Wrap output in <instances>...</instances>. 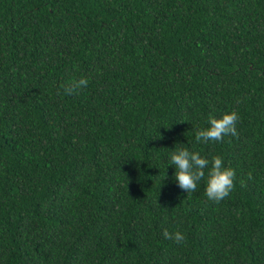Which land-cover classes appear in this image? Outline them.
Segmentation results:
<instances>
[{
  "label": "trees",
  "instance_id": "1",
  "mask_svg": "<svg viewBox=\"0 0 264 264\" xmlns=\"http://www.w3.org/2000/svg\"><path fill=\"white\" fill-rule=\"evenodd\" d=\"M180 147L228 198L211 164L179 188ZM0 264H264V0H0Z\"/></svg>",
  "mask_w": 264,
  "mask_h": 264
},
{
  "label": "clouds",
  "instance_id": "2",
  "mask_svg": "<svg viewBox=\"0 0 264 264\" xmlns=\"http://www.w3.org/2000/svg\"><path fill=\"white\" fill-rule=\"evenodd\" d=\"M88 83L89 80L82 77L71 81L69 85L65 86L64 91L66 94L71 95L80 89L86 88ZM239 120V113L235 110L223 114L219 119L210 117V126L198 130L196 140L204 143L209 141L222 142L226 136L238 137L236 125ZM169 163L175 166V180L178 182L179 188L186 193L196 191L198 183L205 178V169L209 168L210 164L205 189L208 200L219 204L228 198L235 188L236 173L231 167L224 166L223 159L220 156H215L209 161L207 158L202 157L199 152L180 147L171 152ZM248 179H252L251 173L248 174ZM240 183L241 187H246L243 180ZM163 236L165 239L173 240L177 244H181L186 240L185 235L180 231L170 233L165 229Z\"/></svg>",
  "mask_w": 264,
  "mask_h": 264
}]
</instances>
